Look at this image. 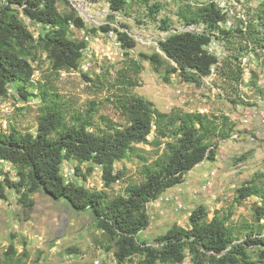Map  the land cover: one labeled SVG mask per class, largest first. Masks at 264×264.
<instances>
[{"label": "trees", "instance_id": "1", "mask_svg": "<svg viewBox=\"0 0 264 264\" xmlns=\"http://www.w3.org/2000/svg\"><path fill=\"white\" fill-rule=\"evenodd\" d=\"M108 1L115 11L125 3ZM21 14L49 29L36 39ZM247 15L245 29L239 22L231 30H221L232 50H228L217 76L234 91L244 76L242 53L249 48L264 53V0ZM178 16L186 24L211 28L227 19L214 0L200 6L183 0ZM71 25L84 28L85 22L74 9L62 12L58 0L0 1V98L6 97L14 85L21 99L28 100L32 95L29 87L33 85L41 99L36 133L0 126V160L11 162L19 177L12 180L0 170L4 175L0 198L7 199L10 187L20 195L19 202L29 208L35 203L32 194L42 189L54 200H67L78 212L90 210L97 226L113 243L106 248H115L120 264L134 256H140L138 264H183L188 256L193 264H264V171L255 173L237 191L238 201L250 196L261 200L255 222H231L229 212L223 217L217 212L210 218V210L199 205L189 216V227L174 224L153 243L138 239L150 223L147 203L183 183L186 173L200 162L215 160L218 142L233 135L236 123L224 112L187 111L180 107L163 111L137 92L136 88L143 85L142 59L161 67L164 62L158 53L126 57L115 72L103 67L95 77L83 74L93 94L80 102L74 93L60 86L62 72L77 71L87 48L85 40L70 36ZM112 29L123 49L136 46L128 31L109 23L95 31ZM211 36L206 30L203 34L179 31L160 42L166 56L176 63L172 71L186 74L197 83L209 76L211 66L217 62V57L204 48ZM46 60L50 65L40 68ZM38 69L42 74L34 83ZM257 82V73L253 72L251 84L256 86ZM109 107L125 122L106 113ZM213 139L217 142L213 143ZM133 156L143 161L142 181L128 177L126 167L115 169L118 161ZM69 159L101 166L105 188L119 182L122 186L110 193L67 181L61 169ZM15 253L13 245L5 252L8 256Z\"/></svg>", "mask_w": 264, "mask_h": 264}, {"label": "rangeland", "instance_id": "2", "mask_svg": "<svg viewBox=\"0 0 264 264\" xmlns=\"http://www.w3.org/2000/svg\"><path fill=\"white\" fill-rule=\"evenodd\" d=\"M124 1L123 8L115 11L110 8L108 0H58V7L62 12L74 9L84 19V28L71 25L70 36L87 42L79 69L70 74L62 72L61 89L74 93L79 101L83 102L93 94L87 87L88 83L83 74L95 77L103 67L115 72L122 66V61L126 57L140 58L139 54L142 52L158 53L164 62L161 67L142 59L144 71L140 76L143 85L137 87L136 91L152 100L161 110L167 111L173 107L187 111L203 109L206 113L224 112L233 118L245 112H252L255 115L248 125L236 123L233 135L218 142L216 168L221 177V185L220 189L212 191L209 195L211 199L205 203H197L191 198L187 197L184 200L181 197L186 205L182 210H176L169 203L152 201L146 208L150 218L149 226L138 234V239L153 243L156 237L164 234L174 224L189 227V216L199 205H204L210 210V218L217 212L220 217L229 212L231 222L242 219L255 222L256 207L261 204V200L256 196H250L238 201L236 197L238 188L245 181L252 178L255 173L264 171V124L260 119V115L264 113V53L254 50L252 61L246 65L248 73L246 75L244 73L236 91L225 85L219 76H214L210 84L193 82V85L188 87L189 101L182 105L176 93V84L181 83L185 87L191 80L186 74L172 71L176 63L166 56L160 42L182 31L187 25L178 16L183 0ZM190 1L200 6L211 0ZM214 1L217 4V0ZM261 1L231 0V5L237 10L247 12L255 9ZM21 17L36 39L49 29V26L23 14ZM107 23L113 28L128 31L135 39L136 46L132 49H123L113 29L107 32L95 31ZM238 23L236 20V24ZM223 29L225 28L220 24L214 28L205 25L206 32L212 33L224 45L225 50H232L229 49L227 37L221 33ZM126 52L128 54H125ZM45 57L46 54H43L42 59ZM34 65L39 66L37 62H34ZM49 65V60H46L40 68H47ZM253 72L258 76L256 86L251 84ZM41 74V69H38L33 79L34 83ZM29 90L32 95L28 100H23L16 87L11 85L7 96L0 98V126L4 129L14 126L21 131L36 133L41 99L35 86L31 85ZM105 111L118 122H125L111 107ZM212 142L216 143L217 139H213ZM146 148L150 149V146ZM142 166L143 161L133 156L118 161L115 169L126 167L128 177L142 181L144 180ZM77 167H80V170H77ZM0 170L8 174L12 180L19 179L16 167L9 161L0 160ZM61 171L66 174L69 181L92 189H104L112 193L122 186L119 182L105 188L102 169L91 162L65 160ZM83 175L87 177L84 179ZM3 179L4 175H0V180ZM184 183L168 189L164 194L177 193ZM19 197L15 189L7 187V199L0 198V264H120L114 254L115 248L110 250L106 248L113 243L107 240L103 230L97 226L90 210L78 212L67 200L63 198L54 200L42 189L32 194L35 203L29 208L19 202ZM11 245L14 246L16 253L8 256L5 252ZM139 258L140 256H134L121 264H138ZM183 264H193L190 256Z\"/></svg>", "mask_w": 264, "mask_h": 264}, {"label": "built area", "instance_id": "3", "mask_svg": "<svg viewBox=\"0 0 264 264\" xmlns=\"http://www.w3.org/2000/svg\"><path fill=\"white\" fill-rule=\"evenodd\" d=\"M217 4L219 8L222 10V12L226 13L227 15V19L223 22H220L219 23L220 25H222L227 30H231L237 26L236 20H238L240 22V27L242 29H245V26L248 21L247 20L248 15L245 10H237L236 8H234L231 5V0H217ZM182 31H189V32H195L198 34H203L205 32V25L204 24H187L185 25V28L182 29ZM87 39L89 38L87 37ZM204 48L208 53L214 54L217 57V62L211 66L210 75L202 78V82L210 84L211 79L214 76L218 75V68L222 64V61L225 59V57L228 56L229 52L228 50H225L224 45L221 44L219 40L213 35L211 36L209 43L205 45ZM253 56H254V50H245L240 57L241 65L244 68L245 75L248 73V69L246 68V65H248L252 61ZM193 82L194 81L191 80L190 84L185 85V87H183V84L181 83L176 84V93L182 105H185L189 101L190 97L188 94V87L192 86ZM192 111L204 112L205 110L199 109V110H192ZM254 116L255 115L252 112H245L239 117H235V118L232 117V119L235 123L240 122L244 125H248L252 121ZM260 119L262 123L264 124V113L260 115ZM148 139L151 140L152 136H148ZM98 167L101 168V166H98ZM217 174H218L217 169H212L209 172H207L204 176L205 180H204L202 187L199 190H196L194 195L195 196L198 195L200 191L206 192V191L212 190L215 186V179H216ZM63 176L66 179L67 177L66 174H63ZM66 180L69 181L68 179ZM185 184L187 185L188 183L185 182L184 186H182V188H180L177 193L173 195H166L163 193L162 195H160L157 199L153 201L160 202V203H169L176 210L184 209L186 205L183 202L182 198L180 197V193H182L183 188L185 187ZM151 203L152 201L148 202L147 205L149 206Z\"/></svg>", "mask_w": 264, "mask_h": 264}, {"label": "crops", "instance_id": "4", "mask_svg": "<svg viewBox=\"0 0 264 264\" xmlns=\"http://www.w3.org/2000/svg\"><path fill=\"white\" fill-rule=\"evenodd\" d=\"M191 110V109H190ZM188 110V111H190ZM168 111V110H167ZM192 111V110H191ZM217 159V153H216V158L215 160H204L202 162H200L199 164H197L193 169H191L189 172L186 173V183H188L187 185L185 184V187L183 188L182 193H180V197L184 198H191L192 201L197 202V203H205L208 202L211 198H209L210 194L212 193V191H216L218 189H220V174L218 169L216 168L218 166V163L216 161ZM215 161V163H214ZM212 169H217L218 174L216 176L215 179V186L212 190L210 191H206V192H202L200 191V193L198 195H194L196 190H199L205 180V174L207 172H209ZM185 182V181H184ZM165 193V192H164Z\"/></svg>", "mask_w": 264, "mask_h": 264}]
</instances>
